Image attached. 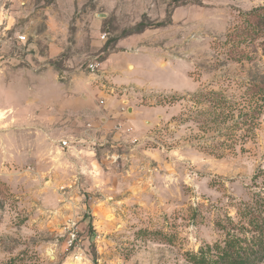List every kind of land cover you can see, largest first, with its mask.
<instances>
[{"label":"rangeland","instance_id":"rangeland-1","mask_svg":"<svg viewBox=\"0 0 264 264\" xmlns=\"http://www.w3.org/2000/svg\"><path fill=\"white\" fill-rule=\"evenodd\" d=\"M82 2L55 58L18 25L0 36V264H194L264 201L263 37L249 14L264 0ZM139 38L175 69L173 90L142 102L157 107L143 137L83 143L92 129L61 88Z\"/></svg>","mask_w":264,"mask_h":264},{"label":"crops","instance_id":"crops-1","mask_svg":"<svg viewBox=\"0 0 264 264\" xmlns=\"http://www.w3.org/2000/svg\"><path fill=\"white\" fill-rule=\"evenodd\" d=\"M82 1L0 0V36L10 27L18 25L23 34L32 37L31 46H37L38 41L47 39L49 57L55 58L67 41L65 37L68 28L74 13L84 5ZM134 43L138 49H112L100 61L101 67L110 74L116 86L132 88L137 92L127 109L123 108L121 95L103 90L101 83L95 81L89 73L86 76L74 75L61 88L67 97L78 101L82 113L86 115L83 116L84 119L93 126L91 132L85 130L86 135H81L83 143L88 138L89 141L92 138L100 141H127L134 136L143 137L144 123L156 115L157 107L147 106L142 102L150 93L156 98L157 94L173 90L175 83L172 77L176 74L173 66L159 68L158 60L163 54L156 46L144 45V38H139ZM161 70L166 71L165 75L170 77L162 79ZM184 76L189 81L188 74ZM53 77L54 82V74Z\"/></svg>","mask_w":264,"mask_h":264},{"label":"trees","instance_id":"trees-1","mask_svg":"<svg viewBox=\"0 0 264 264\" xmlns=\"http://www.w3.org/2000/svg\"><path fill=\"white\" fill-rule=\"evenodd\" d=\"M249 14L253 18V32L263 37L260 46L264 55V6L254 8ZM253 86L255 91L264 94V83ZM238 213L240 221L229 218V224L222 226L225 232L222 241L191 254L194 264H258L264 261V201L245 204Z\"/></svg>","mask_w":264,"mask_h":264},{"label":"built area","instance_id":"built-area-1","mask_svg":"<svg viewBox=\"0 0 264 264\" xmlns=\"http://www.w3.org/2000/svg\"><path fill=\"white\" fill-rule=\"evenodd\" d=\"M18 39L21 42H26L28 40V36L26 34H20L18 35ZM88 73L91 74L95 81L101 83V87L103 90H105L108 93L121 95L122 96V104L123 108L127 109V107L130 105V103L135 99L137 92L132 88H122L116 86L109 73H107L106 70H104L101 67V62L97 60V57L90 60V62L87 65ZM90 128L92 129L93 126L91 124H88ZM96 139L92 138L90 141H95ZM64 145L68 144V141H63Z\"/></svg>","mask_w":264,"mask_h":264}]
</instances>
